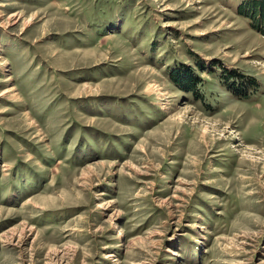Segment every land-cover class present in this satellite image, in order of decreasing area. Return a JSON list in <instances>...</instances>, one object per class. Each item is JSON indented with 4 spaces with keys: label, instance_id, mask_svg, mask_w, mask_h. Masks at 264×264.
Segmentation results:
<instances>
[{
    "label": "rangeland",
    "instance_id": "374dc122",
    "mask_svg": "<svg viewBox=\"0 0 264 264\" xmlns=\"http://www.w3.org/2000/svg\"><path fill=\"white\" fill-rule=\"evenodd\" d=\"M0 264H264V0H0Z\"/></svg>",
    "mask_w": 264,
    "mask_h": 264
}]
</instances>
